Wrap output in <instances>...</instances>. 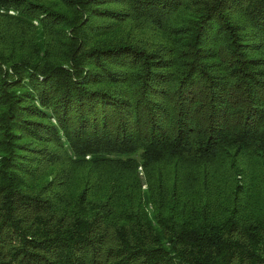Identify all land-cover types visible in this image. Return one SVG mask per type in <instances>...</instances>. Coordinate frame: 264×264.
I'll return each instance as SVG.
<instances>
[{
  "label": "trees",
  "instance_id": "1",
  "mask_svg": "<svg viewBox=\"0 0 264 264\" xmlns=\"http://www.w3.org/2000/svg\"><path fill=\"white\" fill-rule=\"evenodd\" d=\"M0 264H264V0H0Z\"/></svg>",
  "mask_w": 264,
  "mask_h": 264
}]
</instances>
